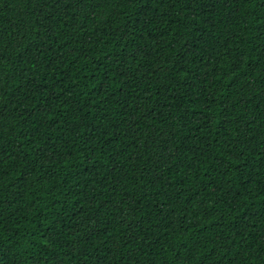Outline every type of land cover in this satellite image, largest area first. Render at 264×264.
<instances>
[{
	"label": "trees",
	"instance_id": "1",
	"mask_svg": "<svg viewBox=\"0 0 264 264\" xmlns=\"http://www.w3.org/2000/svg\"><path fill=\"white\" fill-rule=\"evenodd\" d=\"M0 264H264V0H0Z\"/></svg>",
	"mask_w": 264,
	"mask_h": 264
}]
</instances>
